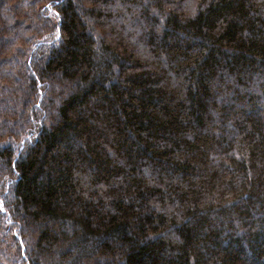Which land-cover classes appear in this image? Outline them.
Returning a JSON list of instances; mask_svg holds the SVG:
<instances>
[{
    "label": "trees",
    "instance_id": "trees-1",
    "mask_svg": "<svg viewBox=\"0 0 264 264\" xmlns=\"http://www.w3.org/2000/svg\"><path fill=\"white\" fill-rule=\"evenodd\" d=\"M9 3L0 259L264 264V0Z\"/></svg>",
    "mask_w": 264,
    "mask_h": 264
},
{
    "label": "rangeland",
    "instance_id": "rangeland-1",
    "mask_svg": "<svg viewBox=\"0 0 264 264\" xmlns=\"http://www.w3.org/2000/svg\"><path fill=\"white\" fill-rule=\"evenodd\" d=\"M8 1H9L10 3H9V4H6V6H5V7H6L5 10H6L7 12H8L7 7H8V6H11V4H12V0H8ZM22 1H24V0H22ZM9 34H10V33H9ZM9 34H8V35H9ZM33 52H34V50H33ZM29 58L31 59L32 57L30 56ZM10 177L12 178L13 176H10ZM12 179H13V178H12ZM12 179H11V180H12ZM11 180H8L7 183L10 184ZM3 245H5V244H3L2 241H0V246L2 247ZM5 250L7 251V247L5 248ZM0 251L2 252L3 250L0 249ZM3 252H4V251H3ZM22 254H24V252H22ZM9 259H10V258H8L7 260H2V259H0V264H8ZM21 264H26V263H21Z\"/></svg>",
    "mask_w": 264,
    "mask_h": 264
}]
</instances>
